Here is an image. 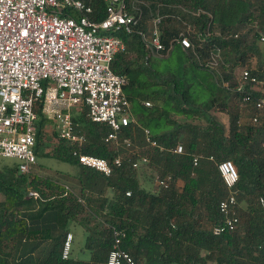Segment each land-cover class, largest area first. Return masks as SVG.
Instances as JSON below:
<instances>
[{
  "label": "trees",
  "instance_id": "obj_1",
  "mask_svg": "<svg viewBox=\"0 0 264 264\" xmlns=\"http://www.w3.org/2000/svg\"><path fill=\"white\" fill-rule=\"evenodd\" d=\"M89 1L95 9L96 19H104V0ZM167 2L182 4L193 10L202 9L211 14V19L202 15L197 21L200 31L210 24L213 33L211 40L200 51L206 56L213 44L223 49L225 63L221 66L222 80L228 83V87L222 86V80L200 66L193 55L185 51L182 52L190 64L197 70L207 71L210 78L198 74L188 78L159 73L151 68L152 57L140 36L118 33L126 50L116 56L113 69L127 80L124 92L138 123L135 127L124 128L122 135L133 137L142 144V128L148 129L161 146L162 149H146L150 163L144 166L151 175L149 177L146 171L133 168L130 158L124 157L123 164L113 166L112 175L107 177L81 165L72 154V145L60 140L52 150V157L79 169L82 196H64L63 190L60 195L49 199L51 195L46 194L44 189L52 188L50 180L36 175H22L17 163L1 165L0 195L4 200L0 201V245L6 210L20 200L32 199L27 197L29 188L47 200L42 202L44 206L56 208V211L47 212L37 221L21 217L16 225L13 264H89L72 258L63 259L65 240H60L61 237L43 257L34 252L20 258L22 241L28 232L48 228L53 231L60 214L68 221L82 216L85 226L90 223L89 216L100 220L93 231L102 228L103 237L97 239L92 234L87 238V246L93 248L92 261L96 264H107L114 229L125 231L122 248L138 264H264V210L258 202L259 197L264 195V111L259 114V122L252 123L257 113L253 102L264 93L251 92L249 86L245 91H237L238 82L234 75L236 67H249L254 76L264 80V52L258 44L257 34L258 30L264 32V0ZM153 7L156 6L153 4ZM168 12L163 8L162 14ZM176 34V29L167 27L163 39L168 42ZM235 34H238L237 38L225 39ZM254 58L259 59L258 69L253 67ZM199 89L208 94L203 95V92L197 91ZM245 97H248L247 101H244ZM236 98L243 106L252 109L251 118L248 122L242 121L239 109L234 107L230 111L227 131L214 116V110L227 111L230 100ZM145 100H150L152 106L151 103L146 106ZM35 110L38 115L35 153L37 156H51L44 141L45 127L50 121L45 118L40 105ZM175 116L184 117L186 121L177 120ZM196 116L200 117L199 123L195 122ZM73 119L87 136L83 152L104 158L112 164L115 152L104 141L110 128L90 121L86 109L75 113ZM179 146H182L183 152H173ZM194 158H198L197 166H194ZM224 161H232L238 171L234 192L243 229L239 230V225L232 233L224 231L217 235L214 228L224 223L219 203L229 194L218 170V164ZM167 176H171L172 180L166 188L149 180L156 177V182L157 178ZM178 181H182L181 187L177 186ZM98 194L102 195V201L96 199ZM0 264L3 263L0 261Z\"/></svg>",
  "mask_w": 264,
  "mask_h": 264
},
{
  "label": "built area",
  "instance_id": "obj_2",
  "mask_svg": "<svg viewBox=\"0 0 264 264\" xmlns=\"http://www.w3.org/2000/svg\"><path fill=\"white\" fill-rule=\"evenodd\" d=\"M104 2L106 17L97 20L89 0H0V158L16 160L22 175H30L37 163L35 108L39 105L45 118L53 123L59 140L72 145V154L81 165L109 177L113 166H121L124 157L130 158L135 169L150 163L149 154L138 150L137 141L122 135L124 128L138 123L124 92L127 80L113 69L116 56L126 50L118 33L140 36L149 56L156 59L168 58L180 47L214 76L225 63L223 49L217 44L206 56L201 54L203 45L213 36L210 24L204 31L197 25L202 15L212 18L206 11L171 2ZM163 8L169 12L162 14ZM171 23L175 24L177 34L165 42L163 35ZM257 34L264 52V32L258 30ZM232 37L237 38L238 34L225 39ZM262 59L264 66V55ZM261 85L264 86V80L254 76L249 67L243 68L237 91H245L249 86L251 92L262 95ZM247 100L245 97L244 101ZM253 108L257 113L252 123L257 124L260 112L264 111V96L253 102ZM83 109L90 121L110 128L104 141L115 152L112 164L83 152L87 136L73 119ZM142 131L147 150L161 148L148 129ZM173 152L182 153V146ZM197 165L198 158H194V166ZM218 170L229 194L219 203L224 223L214 228L217 235L224 231L232 233L240 225L234 192L239 178L237 168L232 161H224L218 164ZM171 180V176L157 178L156 184L166 188ZM27 197L39 199L40 195L31 190ZM258 202L264 210V195ZM125 237V231L114 229L107 264H138L122 248ZM72 239L73 235L67 234L64 259L70 257Z\"/></svg>",
  "mask_w": 264,
  "mask_h": 264
},
{
  "label": "crops",
  "instance_id": "obj_3",
  "mask_svg": "<svg viewBox=\"0 0 264 264\" xmlns=\"http://www.w3.org/2000/svg\"><path fill=\"white\" fill-rule=\"evenodd\" d=\"M167 1L173 0H166V2ZM148 2L151 4L154 3L151 1ZM147 27H149V23H147ZM181 50L183 51V49ZM79 173V169L71 165V168L64 172V174L59 175V178L39 176L32 172V169L30 175H36L52 182L51 189H44L46 194L51 195V198L49 199L60 195L63 190L64 196L73 194L81 198L82 187L79 184ZM31 190L33 189L29 188V191ZM96 199L102 201L103 197L102 195L98 194L96 195ZM46 201V199H42L41 197L39 199L32 198L29 200H20L19 202L10 206L9 210H7L9 213L5 214L3 224L4 233L2 240L5 241V246L3 247V254L0 253L1 262H4V264L14 263L17 242L16 225L21 217L26 218L27 221H37L40 220L47 212L56 209L54 207L52 208L44 206L42 202L45 203ZM57 211L60 213V209H57ZM81 217L82 216H80L79 219L68 221L60 214L57 216V221L55 222L56 224L53 231L48 228L28 232L27 236L22 241L19 251L20 258H25L34 252L40 254V257H43L48 253L49 250L54 248L53 244H55L60 237V240L64 241L66 240L67 234L71 233L73 235V239L71 242L69 258H72L75 261H87L89 264H96L92 261L93 248L87 246V238L94 234L97 239H100L103 237L102 233L104 231L102 228H97L95 232L93 231L100 220H96L95 218L89 216L90 223L85 226L82 224ZM84 217L86 218V215ZM23 244L26 247H24ZM32 248L33 252H31ZM1 249L2 246L0 247V251Z\"/></svg>",
  "mask_w": 264,
  "mask_h": 264
},
{
  "label": "rangeland",
  "instance_id": "obj_4",
  "mask_svg": "<svg viewBox=\"0 0 264 264\" xmlns=\"http://www.w3.org/2000/svg\"><path fill=\"white\" fill-rule=\"evenodd\" d=\"M151 2H153L152 0H149ZM170 28L174 29L175 28V24L171 23ZM191 62L187 60V58L184 56L182 50L180 47H177L175 49V51L171 54L170 57L165 58V59H156V58H151L150 60V66L153 70H156L159 73H170V74H174L177 76H185L188 78H193L196 74L204 77V78H210V75L207 71L204 70H197L195 69L191 64ZM252 64L253 67L255 69L259 68V59L254 58L252 60ZM243 68L246 67H236L234 70V75L236 78V82H238V79L241 75V72L243 70ZM221 72V73H220ZM216 72V76L219 80L223 79V73L222 70L221 71ZM220 73V74H219ZM222 86L228 87V83L224 82L222 80L221 82ZM261 85V88L264 89V86ZM198 92H203V95H207L208 92L203 91L201 89L197 90ZM145 105L149 107L150 104L147 103H151L152 106V102L150 100H145L144 101ZM236 109H239L240 114H241V120L242 121H249V119L251 118V114H252V109L250 107H245L243 106V104L241 103V101L236 98L231 99L229 102V108L227 111H220V110H214V116L217 118V120H219L226 128V130H229V124H230V113L234 110V107H236ZM231 111V112H230ZM260 116V115H259ZM200 118V117H199ZM198 118V116H196V120L195 122L199 123L200 119ZM175 119L180 120V121H186V119L184 117H176ZM45 132L46 134L44 135V141H45V145L48 148V150L51 152V156H44V155H38L37 156V163L32 166V172L36 173L39 176H48V177H54V178H59V175L64 174V172L68 171V169L71 168V165L67 162H63L61 160H58L54 157H52V153H53V149L55 148V146L58 144V142L60 141L56 131H55V127L53 125V123H48V125H46L45 127ZM137 144L139 145L138 150L143 153L144 151L146 152V145H144V143L140 144L137 142ZM125 151V150H124ZM128 152H125V154ZM16 160L13 159H4V158H0V166L3 164H10L13 165L14 163H16ZM140 172H144L146 171V169L148 170V168L144 165H141L139 168ZM147 174H149L150 177V172L146 171ZM145 172V173H146ZM143 179L141 178V181ZM150 181H152V183L154 185H156V177H151L149 179ZM183 185L182 181H178L177 186L181 187ZM4 200V197L2 195H0V201ZM10 208V207H9ZM8 208V210H9ZM9 213L6 210V214ZM209 227V226H208ZM243 226L240 225L239 230H242ZM2 246V249L0 251L1 254H3L4 249L3 247L5 246V241L2 240L0 247ZM3 257V256H2ZM4 264V262H2Z\"/></svg>",
  "mask_w": 264,
  "mask_h": 264
}]
</instances>
